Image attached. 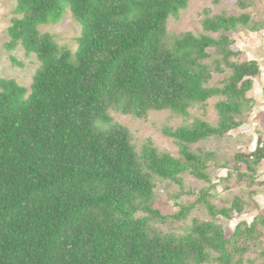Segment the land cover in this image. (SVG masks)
<instances>
[{"label": "trees", "instance_id": "16d2710c", "mask_svg": "<svg viewBox=\"0 0 264 264\" xmlns=\"http://www.w3.org/2000/svg\"><path fill=\"white\" fill-rule=\"evenodd\" d=\"M192 1L16 0L6 49L13 65L22 67L12 54L20 46L39 66L30 87L0 79V264L264 262V212L228 233L226 223L246 203H214L215 154L192 148L225 139L253 104L248 94L260 66L231 62L239 55L232 36L264 28L250 12L264 0H235L239 14L205 9L200 33L170 34L169 19ZM67 11L81 26L74 52L40 30L58 25ZM216 98L212 124L205 111ZM165 111L185 122L162 129L178 157L150 139L138 151L111 115L145 120ZM263 163L260 134L253 152L235 155L231 170L253 187ZM186 175L208 186L188 191L195 203L181 205L178 196L179 211L162 214L157 183L187 193ZM197 205L207 218L192 216ZM169 221L181 225L166 232Z\"/></svg>", "mask_w": 264, "mask_h": 264}, {"label": "rangeland", "instance_id": "374dc122", "mask_svg": "<svg viewBox=\"0 0 264 264\" xmlns=\"http://www.w3.org/2000/svg\"><path fill=\"white\" fill-rule=\"evenodd\" d=\"M15 8L16 0H0V79H14L22 86L30 87L33 75L39 66L37 58L34 55L27 57L23 48L19 46L12 54L22 64V67L15 66L11 62L10 53L6 49V44L9 41L8 28L14 17ZM205 9H209L213 15L223 12L229 14L240 13L235 0H193L187 9L180 13L178 19H169L168 32L170 34L200 33L202 31V13ZM250 12H252L256 20L264 23V1H257L255 6L250 9ZM40 30L53 35L59 45L70 49L72 52L76 50L77 39L81 35V26L73 18L70 11H67L58 25L44 26ZM232 39L234 41L233 50L239 52V55L233 57L231 62L254 60L260 66V77L255 81L253 90L248 94V97L253 100V104L240 118L241 127L231 131L225 139L212 138L192 146L194 150L200 148L215 154V163L213 162L209 170V175L213 183L216 184L214 203L217 206H225L235 197L242 198L246 203L245 212L236 215L233 220L226 223L228 233L233 231L239 222H251L255 216L264 212V163L260 167L257 184L253 187L249 186L245 181H240L231 170L235 155L253 152L260 134L264 139V28L258 33L241 30L233 34ZM218 57L220 56L213 54L212 59H217ZM223 68L225 74L229 75V67L224 64ZM222 77L224 78V75ZM222 77L216 76L215 80L218 81ZM217 100V98L210 100L205 111L206 119L212 124H216L218 121L217 113L214 110V104ZM111 115L117 123L130 131L133 144L138 151L143 143L150 139L160 152H168L172 156L178 157L175 142L165 136L162 129L164 127L177 128L183 125L185 122L182 118L175 117L168 111L151 112L145 120L132 116H123L115 112H112ZM225 164L226 167H222ZM229 173H232L231 178H228ZM184 184L187 193L181 194V188L176 184L158 182L155 208L159 209L164 215L177 213L179 208L176 206V197L179 196L178 203L181 205L193 204L196 202V196L190 195L188 191L199 192L208 186L189 175L184 176ZM192 216L200 219L207 218L205 209L199 205L193 210ZM180 225L169 221L162 229L170 232L177 230ZM259 263L264 264L262 260Z\"/></svg>", "mask_w": 264, "mask_h": 264}]
</instances>
